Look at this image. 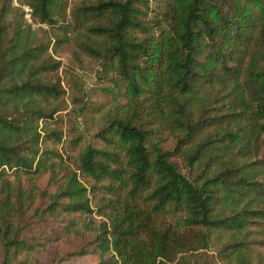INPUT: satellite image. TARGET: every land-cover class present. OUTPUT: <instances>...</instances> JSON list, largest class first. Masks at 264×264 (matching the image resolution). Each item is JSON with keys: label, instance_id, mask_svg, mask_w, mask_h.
<instances>
[{"label": "trees", "instance_id": "trees-1", "mask_svg": "<svg viewBox=\"0 0 264 264\" xmlns=\"http://www.w3.org/2000/svg\"><path fill=\"white\" fill-rule=\"evenodd\" d=\"M21 1L53 39L0 0L3 264L86 230L73 254L92 264H194L210 246L223 264H250L248 224L264 219L250 160L264 146V0H160L156 12L150 0ZM56 30L102 60L113 96L103 145L70 163L42 134L64 94ZM98 189L100 219L84 218ZM28 214L52 223L48 235H21Z\"/></svg>", "mask_w": 264, "mask_h": 264}, {"label": "rangeland", "instance_id": "rangeland-1", "mask_svg": "<svg viewBox=\"0 0 264 264\" xmlns=\"http://www.w3.org/2000/svg\"><path fill=\"white\" fill-rule=\"evenodd\" d=\"M77 0H69L74 2ZM160 0H150L151 8L156 12L160 5ZM10 16H8L9 19ZM61 23V22H60ZM46 30L40 33L43 40L53 38L49 27L44 24L34 23L33 27ZM56 35L61 40L54 39L52 53L60 60V68L56 75L59 77L64 94L59 102L58 110L52 116L53 120L42 122L45 131L42 133L44 139L56 150H59L70 163L69 157L77 156L87 145L100 147L103 143L96 136L97 131L103 124V113L109 106L102 103L110 101L113 96H109V91L105 87L109 85L105 76V65L102 60L93 58L78 47L76 40L78 34H63L62 30H56ZM104 110H100L103 109ZM55 130L60 137L59 143H54L55 138H49L47 131ZM249 143H253L252 140ZM259 143V141H257ZM250 160L257 163L254 166V174L261 182H264V146H257L250 154ZM88 187L94 185V181L87 176L79 174ZM103 190L89 192L90 204L93 213L86 214L84 218H91L98 221L99 216L95 214L98 200L103 196ZM259 201L258 195L255 198ZM248 224L249 235L246 240L250 252V264H264V219L252 218ZM83 216H81V222ZM79 223V227L83 226ZM21 224L25 227L21 230L23 237L38 235L43 233L48 235L52 223L39 219L35 216L26 215ZM84 233V234H82ZM73 237L63 238L55 243H47L42 247H36L30 253L22 254L19 258L24 260V264H92L88 255H74L81 250L93 237V231H83ZM215 241L214 243H216ZM68 254H72L69 255ZM192 260L194 264H223L216 257L215 247L201 248L195 251ZM4 250L0 244V264H3ZM66 257V258H65Z\"/></svg>", "mask_w": 264, "mask_h": 264}, {"label": "built area", "instance_id": "built-area-1", "mask_svg": "<svg viewBox=\"0 0 264 264\" xmlns=\"http://www.w3.org/2000/svg\"><path fill=\"white\" fill-rule=\"evenodd\" d=\"M10 1L13 7L21 10L25 21L31 25H34V21L32 17V8L26 5L25 3H23L21 0H10Z\"/></svg>", "mask_w": 264, "mask_h": 264}]
</instances>
